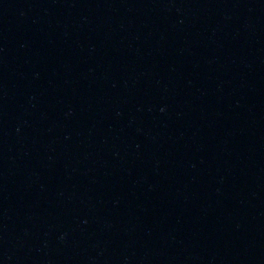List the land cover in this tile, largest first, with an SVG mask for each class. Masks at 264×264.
<instances>
[{
  "label": "water",
  "instance_id": "95a60500",
  "mask_svg": "<svg viewBox=\"0 0 264 264\" xmlns=\"http://www.w3.org/2000/svg\"><path fill=\"white\" fill-rule=\"evenodd\" d=\"M0 264H264V0H0Z\"/></svg>",
  "mask_w": 264,
  "mask_h": 264
}]
</instances>
